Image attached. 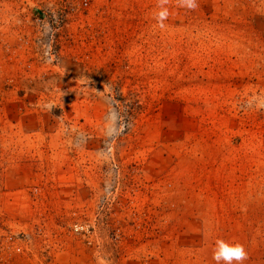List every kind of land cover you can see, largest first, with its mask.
Segmentation results:
<instances>
[{
  "label": "rangeland",
  "instance_id": "rangeland-1",
  "mask_svg": "<svg viewBox=\"0 0 264 264\" xmlns=\"http://www.w3.org/2000/svg\"><path fill=\"white\" fill-rule=\"evenodd\" d=\"M218 239L264 264V0H0V264Z\"/></svg>",
  "mask_w": 264,
  "mask_h": 264
},
{
  "label": "clouds",
  "instance_id": "clouds-1",
  "mask_svg": "<svg viewBox=\"0 0 264 264\" xmlns=\"http://www.w3.org/2000/svg\"><path fill=\"white\" fill-rule=\"evenodd\" d=\"M189 7L195 6V0H181ZM213 259L216 264H243L247 259V253L244 246L240 243H229L223 239H218L213 251Z\"/></svg>",
  "mask_w": 264,
  "mask_h": 264
},
{
  "label": "built area",
  "instance_id": "built-area-1",
  "mask_svg": "<svg viewBox=\"0 0 264 264\" xmlns=\"http://www.w3.org/2000/svg\"><path fill=\"white\" fill-rule=\"evenodd\" d=\"M75 229L76 231H80V230H84V226L83 225H76L75 224ZM15 261V260H14ZM16 264V263H15Z\"/></svg>",
  "mask_w": 264,
  "mask_h": 264
}]
</instances>
